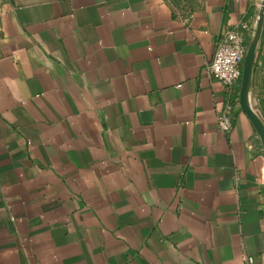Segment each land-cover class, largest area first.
I'll use <instances>...</instances> for the list:
<instances>
[{
	"label": "crops",
	"instance_id": "crops-1",
	"mask_svg": "<svg viewBox=\"0 0 264 264\" xmlns=\"http://www.w3.org/2000/svg\"><path fill=\"white\" fill-rule=\"evenodd\" d=\"M263 3L0 0V264L264 263V146L206 70Z\"/></svg>",
	"mask_w": 264,
	"mask_h": 264
},
{
	"label": "built area",
	"instance_id": "built-area-1",
	"mask_svg": "<svg viewBox=\"0 0 264 264\" xmlns=\"http://www.w3.org/2000/svg\"><path fill=\"white\" fill-rule=\"evenodd\" d=\"M252 32L250 19L233 27H224L217 36L214 57L207 64L209 76L220 80L226 90L225 110L219 116V124L223 130L231 128L235 110L241 107L240 85L248 48L247 36ZM244 264L264 263H259L254 255L246 254Z\"/></svg>",
	"mask_w": 264,
	"mask_h": 264
},
{
	"label": "water",
	"instance_id": "water-1",
	"mask_svg": "<svg viewBox=\"0 0 264 264\" xmlns=\"http://www.w3.org/2000/svg\"><path fill=\"white\" fill-rule=\"evenodd\" d=\"M264 26V3L261 12L253 28L252 37L248 43V48L243 65V75L240 85V103L243 111L248 115L264 146V121L253 108L251 102L252 76L255 62L256 50L262 36Z\"/></svg>",
	"mask_w": 264,
	"mask_h": 264
},
{
	"label": "rangeland",
	"instance_id": "rangeland-1",
	"mask_svg": "<svg viewBox=\"0 0 264 264\" xmlns=\"http://www.w3.org/2000/svg\"><path fill=\"white\" fill-rule=\"evenodd\" d=\"M176 7H187L191 0H171Z\"/></svg>",
	"mask_w": 264,
	"mask_h": 264
}]
</instances>
